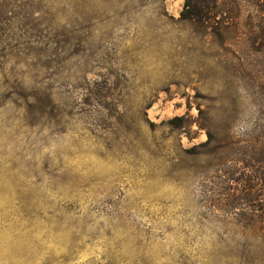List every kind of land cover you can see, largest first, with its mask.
Masks as SVG:
<instances>
[{"label": "rangeland", "instance_id": "374dc122", "mask_svg": "<svg viewBox=\"0 0 264 264\" xmlns=\"http://www.w3.org/2000/svg\"><path fill=\"white\" fill-rule=\"evenodd\" d=\"M262 145L264 0H0V264H264Z\"/></svg>", "mask_w": 264, "mask_h": 264}, {"label": "trees", "instance_id": "16d2710c", "mask_svg": "<svg viewBox=\"0 0 264 264\" xmlns=\"http://www.w3.org/2000/svg\"><path fill=\"white\" fill-rule=\"evenodd\" d=\"M258 170L255 175L248 174L242 176L243 181L246 183L244 186V195L246 196L245 206L252 209L250 210L255 215V222L257 225H260L264 230V145L261 146L259 151V159L257 160ZM248 167H251L249 164H245L244 168L246 171L249 170ZM253 198L252 203L249 198Z\"/></svg>", "mask_w": 264, "mask_h": 264}]
</instances>
